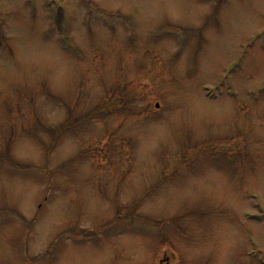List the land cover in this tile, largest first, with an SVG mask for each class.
<instances>
[{"label":"rangeland","instance_id":"1","mask_svg":"<svg viewBox=\"0 0 264 264\" xmlns=\"http://www.w3.org/2000/svg\"><path fill=\"white\" fill-rule=\"evenodd\" d=\"M161 261L264 264V0H0V264Z\"/></svg>","mask_w":264,"mask_h":264},{"label":"trees","instance_id":"2","mask_svg":"<svg viewBox=\"0 0 264 264\" xmlns=\"http://www.w3.org/2000/svg\"><path fill=\"white\" fill-rule=\"evenodd\" d=\"M128 112H130V113H131V111H130V110H128ZM130 113H129V114H130Z\"/></svg>","mask_w":264,"mask_h":264},{"label":"water","instance_id":"3","mask_svg":"<svg viewBox=\"0 0 264 264\" xmlns=\"http://www.w3.org/2000/svg\"><path fill=\"white\" fill-rule=\"evenodd\" d=\"M156 107H158V106H156Z\"/></svg>","mask_w":264,"mask_h":264}]
</instances>
